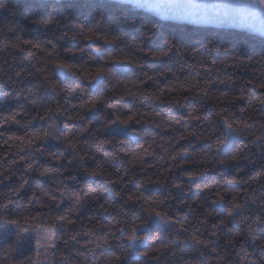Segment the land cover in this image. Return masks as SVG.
<instances>
[{
  "label": "trees",
  "instance_id": "16d2710c",
  "mask_svg": "<svg viewBox=\"0 0 264 264\" xmlns=\"http://www.w3.org/2000/svg\"><path fill=\"white\" fill-rule=\"evenodd\" d=\"M0 4V264H264L263 38Z\"/></svg>",
  "mask_w": 264,
  "mask_h": 264
},
{
  "label": "water",
  "instance_id": "95a60500",
  "mask_svg": "<svg viewBox=\"0 0 264 264\" xmlns=\"http://www.w3.org/2000/svg\"><path fill=\"white\" fill-rule=\"evenodd\" d=\"M42 1H78V0H42ZM109 2H115L123 5H130L126 3L125 0H106ZM154 4H159L161 7L159 9H148L143 7H135L138 10L148 13L149 15L164 21L175 23L179 25H191L196 27H206L214 29H224V30H235L240 32H245L250 35H254L264 39V21L257 18L252 22L253 26H250L247 23H241L239 20H229L224 16V10L221 9L220 12L216 15L212 14V10L209 9V14L205 16L204 10L200 8L188 9V12L192 13L191 15L179 14L174 15L171 5L175 3L181 4H225L233 3L235 0H152ZM230 14H235V10L229 9Z\"/></svg>",
  "mask_w": 264,
  "mask_h": 264
},
{
  "label": "snow or ice",
  "instance_id": "6c2138e0",
  "mask_svg": "<svg viewBox=\"0 0 264 264\" xmlns=\"http://www.w3.org/2000/svg\"><path fill=\"white\" fill-rule=\"evenodd\" d=\"M126 3H129L135 7H143L148 9H159L161 6L159 4H154L152 0H125ZM3 4H0V9L4 8ZM171 8L174 10V15H179L181 13L191 15L192 13L188 12V9H196L200 8L204 10L205 16L209 14V9L212 10V14L216 15L220 12L221 9L224 10L225 18L229 20H239L241 23H247L250 26L252 22H254L257 18L264 21V0H235L233 3H225V4H181L175 3L171 5ZM229 9L235 10V14H230L228 12ZM155 57L156 53H152ZM59 67L63 68V65H59ZM103 69H101V72ZM99 75V73H98ZM133 117H129L128 121H131ZM128 121H121L127 125ZM115 123V121H113ZM227 124L228 122L225 121ZM231 127V125H229ZM159 215V213H157ZM231 215V213H229ZM12 223H18V221H12ZM136 228H133V233L136 231ZM130 239H137L135 236L130 237Z\"/></svg>",
  "mask_w": 264,
  "mask_h": 264
},
{
  "label": "rangeland",
  "instance_id": "374dc122",
  "mask_svg": "<svg viewBox=\"0 0 264 264\" xmlns=\"http://www.w3.org/2000/svg\"><path fill=\"white\" fill-rule=\"evenodd\" d=\"M100 78H101V77H100ZM5 230H6L5 228L1 230V232H3V233H4V235H5V234H7V232H8V231H7V232H5Z\"/></svg>",
  "mask_w": 264,
  "mask_h": 264
}]
</instances>
